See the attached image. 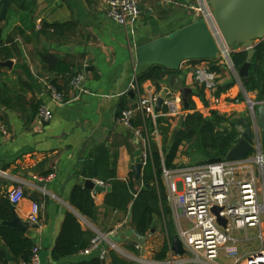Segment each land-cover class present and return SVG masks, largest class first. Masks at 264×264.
Here are the masks:
<instances>
[{
    "label": "crops",
    "instance_id": "crops-1",
    "mask_svg": "<svg viewBox=\"0 0 264 264\" xmlns=\"http://www.w3.org/2000/svg\"><path fill=\"white\" fill-rule=\"evenodd\" d=\"M8 1L5 16H0V115L8 131L6 135L0 134V203L8 200L12 188L20 186L24 198L13 205L19 218L26 221L32 202L41 204L39 224L29 225L23 233L32 246L40 249V264H69L98 254L94 250L90 254L80 252L59 261L52 259L54 240L66 211L73 212L82 228L92 231L94 238H99L100 248L107 251L104 264H112L110 252L132 260L130 264L147 259H150L149 264H167L170 260L178 262L180 258L184 259L186 253L175 256L172 251H168L164 260L155 259L154 254L162 249L165 242L170 244L177 231L175 213L169 206L163 178L170 208L167 220L171 217L173 227L168 229L166 218L160 214L156 217L159 227L154 225V221L145 236L138 235L133 229L130 204L117 209L107 202L110 192L93 194L96 207L94 218L77 211L70 204L69 196L75 185L83 186L84 180L90 179L83 178L81 170L90 160L92 150L99 145L108 149L110 162L115 161L117 180L132 190L143 186L141 178L150 171L149 161L143 163V153L148 145L142 135L135 133V129L140 128L122 124L116 111L122 96H126L124 108L135 107L140 99L154 98L153 112L145 121V134L149 136L154 150L162 153L165 139L158 128L157 118L167 109L162 104L161 110L156 111L155 99L163 88L169 86L168 76L156 82H136V86L131 88L133 76L146 66L129 67L120 94L112 97L109 94L115 88L121 65L129 58L131 48L150 40L154 34H168L192 20L183 6L191 0H143L139 18L128 25L109 19L104 5L95 0ZM261 40L254 42L257 44ZM59 61L69 63L70 73L84 74L86 89L79 98L63 105L50 101L45 90L46 81L53 79L61 90L70 92L68 81L57 70ZM194 64H182L177 74L179 87L191 88L192 109H188L189 106L184 108L178 89L167 96L177 95L180 98L179 114L166 116L170 117V130L177 127L181 115L197 111L207 116L214 111L222 118L218 130L220 126L230 128L234 125L239 133L238 139L241 138L242 119L251 116L243 90L247 98L248 94H252L253 98L248 99L255 105L264 100H258L256 91L245 90L241 78V85L238 83L237 70L217 62L214 63L216 67L210 68L215 76L214 86L206 88L194 80ZM130 91L132 96L128 95ZM43 104L52 113L48 121L37 117L38 108ZM139 114L141 111L135 110L134 121ZM183 150L184 147H179L174 168L210 159L194 152L186 155ZM139 163L141 168L137 176L134 166ZM91 180L101 181L98 178ZM11 219L0 217L1 222ZM1 222L0 225H4ZM255 229L259 233L258 247L242 253L240 243L250 242ZM263 229L264 223L259 229L235 230L243 233L244 238H234L237 243L226 254L221 249L216 264H244L251 252L263 247ZM4 247L7 245L0 236V264H16L9 248L10 259Z\"/></svg>",
    "mask_w": 264,
    "mask_h": 264
},
{
    "label": "built area",
    "instance_id": "built-area-1",
    "mask_svg": "<svg viewBox=\"0 0 264 264\" xmlns=\"http://www.w3.org/2000/svg\"><path fill=\"white\" fill-rule=\"evenodd\" d=\"M104 5L106 16L120 25L133 24L140 16V4L143 0H95ZM191 17L202 18L214 37L218 47V55L221 60L203 59L196 63L194 68V80L204 84L211 89L214 86V73L210 70V62L224 64L229 69L235 70L230 58L231 52L244 49L240 44L229 46L215 23L212 9L207 0H191L183 4ZM246 50V49H245ZM229 61V62H228ZM187 63V62H185ZM183 63V64H185ZM135 75V73H134ZM136 75L130 82V87L136 86ZM238 83L241 85L240 78ZM70 92L58 88L52 79L46 81L45 90L50 101L63 105L66 102L79 98L86 92L84 86V74L82 72L70 73L68 79ZM250 112L253 110V103L246 97ZM154 98L140 99L136 106L126 107L121 110L118 120L127 127H131L135 110H140L144 117L153 112ZM180 98L171 95L163 99V106L167 111L162 116H177L179 114ZM155 116H158L155 114ZM40 120L48 121L52 113L47 105H41L37 111ZM8 133L5 122L0 115V134ZM137 135L147 144L143 153V163L148 161L151 155L150 138L142 134L140 129H135ZM256 153L247 155L241 159L226 160L209 163L200 162L186 164L182 167L167 169L162 167V178L164 180L168 200L175 213L176 235L182 243L185 253L202 258L207 264H216L220 250L230 241H234L233 232L237 229L262 227L264 223V153L260 146H255ZM98 184L105 186L102 181ZM93 196V194H92ZM12 205L18 204L24 198L23 189L15 186L7 196ZM213 206L220 207V216L226 219V226L223 228L216 221L215 215L211 212ZM42 206L37 202L30 204L26 221L30 226L39 224ZM99 238L91 240V244L82 252L86 254L98 251L101 260H105L106 248H100ZM169 251L171 247L169 244ZM170 260L167 264L183 263ZM40 249L37 246L31 247V254L28 262L19 264H40ZM244 264H264V247L251 252L245 259Z\"/></svg>",
    "mask_w": 264,
    "mask_h": 264
},
{
    "label": "trees",
    "instance_id": "trees-1",
    "mask_svg": "<svg viewBox=\"0 0 264 264\" xmlns=\"http://www.w3.org/2000/svg\"><path fill=\"white\" fill-rule=\"evenodd\" d=\"M89 1L93 2V0ZM254 51L248 70L249 80H242V84L245 90L256 91L258 100L262 101L264 100V40L259 41L254 46ZM246 53L247 50L245 49L231 52L230 58L235 70L245 61ZM197 61L199 60H189L188 62L194 64ZM211 67H216V65L210 62ZM57 70L68 81L70 76L69 63L59 61ZM174 73L178 72L171 71L161 65L152 64L146 66L136 75V81L137 83L144 80L156 82ZM125 99L126 96H122L120 99L116 111L117 116L120 115L121 110L126 105ZM187 101L189 104L188 109H192L193 103L190 96L187 98ZM141 114H139L137 120L131 121V125L139 127L141 133L144 135L146 132L145 121L148 119V116L144 117ZM169 120L170 117L166 116H159L157 118L158 128L165 139V146L162 153H159L150 144L152 151L150 157H148L150 163L148 166L151 169L149 174H145L141 178L143 186L138 190L129 189L125 183L115 178V161L112 160L110 162V153L103 145L96 146L92 150L90 160L81 170L83 178H98L111 186L107 202L113 207L123 209L130 204L133 229L140 236H145L151 230L155 218L160 214H163L164 218L170 215L167 194L162 180V167L164 166L167 169L174 168L179 147H184L183 153L186 155L194 152L207 158H225L229 148L237 142L239 137V133L234 125L230 128L220 126L218 130L217 127L222 122V118L216 112L211 111L209 115L205 116L200 112L192 111L184 116L182 126L173 144L168 145L171 133ZM167 145L170 151L165 154ZM261 149L264 151V140L261 144ZM132 193L136 194V196L133 197ZM69 201L82 215L89 218L95 217L96 207L90 189L81 184L75 185L70 192ZM12 210L13 205L8 200L0 203V217L11 218ZM0 236L12 253L16 264L29 261L32 244L27 237L6 225H0ZM93 238L94 233L88 229H83L77 216L71 211H66L54 240L51 251L52 259L59 261L84 251L91 244ZM168 238L171 240L170 235ZM168 251L169 243L165 242L162 249L154 254L155 259L159 261L164 260L167 257ZM110 257L112 264H130L129 261L115 252H110ZM69 264H104V260H101L98 256H92Z\"/></svg>",
    "mask_w": 264,
    "mask_h": 264
},
{
    "label": "water",
    "instance_id": "water-1",
    "mask_svg": "<svg viewBox=\"0 0 264 264\" xmlns=\"http://www.w3.org/2000/svg\"><path fill=\"white\" fill-rule=\"evenodd\" d=\"M208 3L211 6L213 19L224 42L229 46L240 44L247 50L245 61L237 69V74L243 81H248V70L255 52L254 46L256 43L254 41L257 39L264 40V0H208ZM8 5V0H0V16L2 18L5 16ZM218 52L219 47L205 21L202 18L194 17L188 24L168 34H154L150 40L131 48L130 56L122 63L119 79L109 96L120 94L129 67L157 64L171 71L179 72L183 63L189 60L212 59ZM177 74L174 73L168 76L169 86L163 88L156 97V111L161 110L163 99L175 89H178L181 94L184 108H188L187 98L191 94V88L179 87L180 81ZM128 95L132 96L133 92H128ZM252 108L250 118L242 119L243 132L241 138L229 148L224 159H241L250 154L255 146L261 147V142L264 140V102L253 104ZM183 119V115L179 116L177 127L171 131L169 145L173 144L182 126ZM169 151L170 148L167 147L165 154ZM222 159L221 157H215L208 159L207 162L216 163ZM134 168L138 176L141 164H136ZM41 185H45V182H41ZM83 186L90 189L94 195L99 192L111 191L109 185L103 186L91 179H85ZM220 210L221 208L217 206L211 208L218 224L225 228L226 219L220 216ZM1 223L21 234L25 233L29 226L27 221L19 218L14 209L12 210V219ZM170 247L175 256H183L185 253V249L177 235L173 236ZM4 249L10 259L8 248L4 247Z\"/></svg>",
    "mask_w": 264,
    "mask_h": 264
},
{
    "label": "rangeland",
    "instance_id": "rangeland-1",
    "mask_svg": "<svg viewBox=\"0 0 264 264\" xmlns=\"http://www.w3.org/2000/svg\"><path fill=\"white\" fill-rule=\"evenodd\" d=\"M208 1V0H207ZM187 14L191 17V12L189 11V12H187ZM191 19H192V17H191ZM221 56H220V54L218 55H216V57L214 58L215 60L217 59V60H221ZM229 62V61H228ZM195 63H197V64H199L200 62H195ZM195 65V64H194ZM249 96H248V98L249 99H252L253 97H252V94H248ZM256 153V149H253L252 151H251V153H250V155H254ZM150 168V167H149ZM151 169V168H150ZM168 205H169V202H168ZM170 206V208H172V206H171V204L169 205ZM173 209V208H172ZM173 212L174 213H176V210L175 209H173ZM172 219H173V217H172ZM155 223L156 224H154V225H156L157 227H159V220L156 218L155 219ZM160 223H161V221H160ZM172 224V222H171V217L167 220V218H166V221H165V226L168 228V229H170L171 228V225ZM173 227V226H172ZM256 230V229H255ZM172 231H173V228H172ZM173 233H174V231H173ZM258 234L259 233H257V230H256V232H254V234H253V236L252 237H254L252 240H250V242H243V243H240L241 244V246L243 247V250H242V253H244V252H247V251H249V250H251V249H255L256 247H258V245H257V239H258ZM262 235H263V237H264V229H263V231H262ZM232 236H233V238H244V236L245 235H243V233H241V232H238V231H235V232H233V234H232ZM236 243L237 242H235V241H230L229 243H227L222 249H223V252H224V254H226V253H228L232 248H233V246H235L236 245ZM263 247H264V241H263ZM133 255H135V256H137L135 253H132ZM127 261H129L130 263H132L131 261L132 260H129V259H127V258H125ZM184 262L183 263H181V264H206V263H204L203 262V259L202 258H199V257H196V256H194V255H192V254H189V253H187V254H185L184 255ZM134 261V260H133ZM149 261H150V259H147V260H144V261H140L141 263H138V264H149ZM230 261V260H229ZM225 263V262H224Z\"/></svg>",
    "mask_w": 264,
    "mask_h": 264
}]
</instances>
